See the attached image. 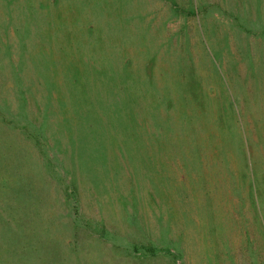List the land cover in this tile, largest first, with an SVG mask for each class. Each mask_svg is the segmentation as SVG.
I'll use <instances>...</instances> for the list:
<instances>
[{
    "label": "rangeland",
    "instance_id": "rangeland-1",
    "mask_svg": "<svg viewBox=\"0 0 264 264\" xmlns=\"http://www.w3.org/2000/svg\"><path fill=\"white\" fill-rule=\"evenodd\" d=\"M0 264H264V0H0Z\"/></svg>",
    "mask_w": 264,
    "mask_h": 264
}]
</instances>
